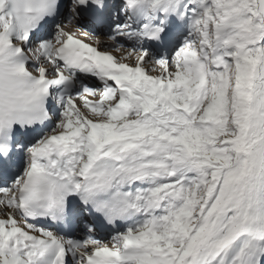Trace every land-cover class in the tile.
<instances>
[{"label": "snow or ice", "instance_id": "6c2138e0", "mask_svg": "<svg viewBox=\"0 0 264 264\" xmlns=\"http://www.w3.org/2000/svg\"><path fill=\"white\" fill-rule=\"evenodd\" d=\"M0 264H264V0H0Z\"/></svg>", "mask_w": 264, "mask_h": 264}]
</instances>
